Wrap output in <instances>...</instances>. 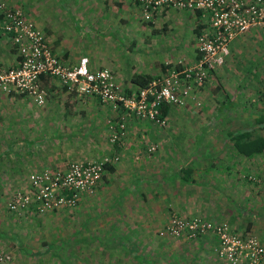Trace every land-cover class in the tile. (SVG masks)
Returning <instances> with one entry per match:
<instances>
[{
	"label": "crops",
	"instance_id": "obj_1",
	"mask_svg": "<svg viewBox=\"0 0 264 264\" xmlns=\"http://www.w3.org/2000/svg\"><path fill=\"white\" fill-rule=\"evenodd\" d=\"M5 1L10 6L20 8L25 16L42 29L52 51L61 61L75 65L81 57H87L92 70L107 63L108 57L105 56V60L104 55H101L102 59H97L99 62L95 60L96 50H105L101 46L104 37L125 33L127 28L137 24L141 13L139 6L130 0ZM204 22H207V18L203 14L166 8L158 11L150 27L154 33L163 36L173 33L172 39H164L163 42L167 46H175L180 52L188 53L187 56L194 59L196 55L193 52H196L197 47L194 28L196 24ZM93 36L102 38L93 42ZM249 39L262 42L264 26L231 41L228 45L231 54L235 56L237 52L240 55L246 51ZM261 45L255 49L259 53L256 58L249 57L240 64L234 63L228 68L232 71L228 70L227 74L223 71L226 75L222 70L220 75L217 74L218 87L213 92L223 90L224 94L221 99L218 98L220 91V94H213L212 114L220 122L214 125L213 130L217 133L216 138L219 132L225 131L224 138L208 141L204 138L205 126L200 125L193 138L185 139L186 128L171 124L167 127L169 139L159 140L160 151L149 155L146 144L137 140L142 129L135 119L128 123V135L120 143L110 145L107 137V142L104 137L98 157L111 152L120 156V161L114 164V170L106 173H111L116 179L131 181L129 187L120 184L124 189L122 193H130L142 184L160 188L161 183L166 182L175 190L169 192L170 196L177 197L170 210L180 216L202 215L214 221L229 220L233 221L231 224L236 229L245 230H250L252 226L244 223L251 216H260L264 221V185L261 184L264 178V150L253 156L240 154L228 135L231 128L230 123L227 124L228 120L242 122V131H247L257 128L254 125L256 123H252L255 118L264 119V42ZM191 52L193 54L190 56ZM17 61L16 47L10 37L0 31V68L14 66ZM41 80L47 90L46 102L42 106H38L29 96L0 91V250L8 251L4 248L9 247L11 240L14 243V239L18 238V229L14 224L17 221L15 218L19 216L8 209L14 192L29 188L30 174L45 168L62 169L84 154L83 150L76 153L74 149V145L81 146V141L74 142L72 137L69 139L61 133L79 128L84 118L86 120L94 111L101 117L105 115V121L114 118L111 105H102L94 96L65 91L56 79ZM11 96L17 99L13 103ZM172 109L167 116H171ZM13 116L17 120L16 133L13 131ZM104 124L105 129L106 122ZM144 130L154 141L162 136L161 129L145 127ZM161 167L164 173L158 170ZM106 178L109 179L104 176L101 182ZM151 192L153 194H147V197L154 199L158 193ZM133 238L140 240L141 244V240H146V235H135ZM183 242L184 253H179V257L162 252L157 255L160 256L158 260L154 261V256H144L142 251L128 255L135 264H226L214 250L217 246L215 237L205 235ZM13 249L17 250L12 252L14 257L17 255V259L6 264H29L25 261L33 259L29 254H38V249H25L18 245ZM78 255L83 260V253ZM85 257L91 259L90 254ZM121 257L115 259L120 260ZM64 260L58 264H74L66 258ZM76 263L86 264L84 261ZM30 264L38 263L31 261Z\"/></svg>",
	"mask_w": 264,
	"mask_h": 264
},
{
	"label": "rangeland",
	"instance_id": "obj_2",
	"mask_svg": "<svg viewBox=\"0 0 264 264\" xmlns=\"http://www.w3.org/2000/svg\"><path fill=\"white\" fill-rule=\"evenodd\" d=\"M150 26L151 25L147 23L142 13H140L136 25L134 24L132 27L127 28L128 30L125 31V33H120L119 35L112 34L111 37H104V42L101 46L105 50L100 52L96 50L95 52L96 62H99L97 59H102L101 55H104L103 57L105 60L108 57L106 60L107 63L101 68L105 67L110 70L114 81L122 90L130 89L132 92L135 91V86L130 80L131 76L135 73L158 76L162 73V63H172L176 65L182 61L185 64H191L198 57V53L195 51L193 53H195L196 57L192 59L187 56L188 53L180 52V50L175 49V46H167L163 41L164 39H172L173 33L163 36L162 34L154 33ZM262 26L264 25L254 27L248 30V32ZM166 29L168 30L167 26ZM129 30L133 31V33L130 34ZM191 37L193 36L191 35ZM93 38L94 42L102 37L93 36ZM250 40L251 39L247 41L249 48L240 55H238V52L235 56L231 54L228 46L226 54L220 56V62L214 64L215 67L212 70H215L216 75H220L221 70L227 74L228 68L234 63L240 64L243 62L242 60H247L249 57L256 58L258 56V50L255 49H257L259 45L262 46L261 44H263L264 40H262V42L255 39V41ZM155 41H159V43L154 44ZM97 46H99V43H97ZM91 48H93V45ZM193 53L191 52L189 55L191 56ZM230 71L232 70H229V72ZM238 71L241 72L242 69ZM223 86H226L225 83H223ZM217 87V80L213 77H210L207 83L201 87L194 86L193 91L186 95L187 97L184 100V104H172V108H174L172 109L173 113L171 116L165 117L166 124L161 127L146 119L132 115L125 116V135L117 141L111 140L110 126H114V124L117 123V119H121L123 110L114 106H111L113 108V113L111 114L114 118L110 117L105 121V115L101 117L94 111L86 120L84 118L79 128H74L71 132H62L61 135H66L69 139L72 137L71 140L74 142L81 141V146L77 145V147H75L74 145V149L76 153H78L80 149L83 150L82 154L84 153L85 155L83 154L77 161H86L87 159L99 160L105 156H117L118 159L114 164L120 161V156L117 153H106L98 157L99 150L103 147L102 143L104 137L105 141L107 137V141L110 145L120 143L127 137L128 123L132 119L138 120L137 122L141 124L140 128L142 131L138 134L137 140L146 144V150L149 155L160 151V143L158 144L159 140L169 139L167 127L171 124H179L180 127L184 126L186 128L185 131L187 136L183 137L185 139L193 138L194 134L200 128L199 126L203 125L205 126L204 138L208 141L213 139L218 140L225 137V131L219 132L216 138L217 133L213 130L214 125H219L220 123L218 118H215L212 114L213 97H215V94H220L218 93L219 91L221 92L220 97L217 96L219 99H221V96L224 94L223 90L213 92ZM10 100L11 103H13L17 99L11 96ZM101 104L105 105L103 103ZM13 119V131L16 133L17 120L15 116H13ZM104 122H106L105 129L107 130L104 129ZM146 124L148 125L144 126ZM98 126L100 127L99 130L97 129ZM145 127L148 129H161L162 136L154 141L153 137L150 138L147 134V130H144ZM169 133L172 132L169 131ZM58 134L60 135V132ZM56 141L58 142L59 140ZM1 146L2 143L0 141V151ZM88 146L89 150L87 149ZM152 146L155 147L154 150H150ZM61 150L62 149H60V151ZM85 157L86 160H84ZM160 165L163 166V163L161 162ZM161 169L162 167L158 170L164 173ZM104 176H108L109 179H104L93 194L82 195L74 207L54 210L43 215H37L31 212H27L24 216L16 214L19 218H15L17 221L14 225L17 227L16 229H18L16 234L18 238L14 239V243L13 240H11V242H9V247L4 248L11 252L12 258L8 262L14 261V259L16 261L17 255L15 258L12 252L17 251L13 249L17 245L25 247V249H38L37 255L29 254L33 259L25 260L26 262L31 263L32 261L38 264H58L60 261H65V258L74 264L83 261L86 264H135V261L128 255V248L125 247V244L130 242L136 243V246L140 247L139 251H142L144 256L146 255L150 258L154 256V258H156L154 261L158 260L160 256L157 255L162 254V252H167V254L179 257V253L184 251L183 241L188 239H186L184 235L178 236L168 233L167 225L173 217L184 219L193 217L212 222H223L234 231L244 235L255 236L260 242L264 243V235H261L264 233V221L260 216H251L247 222H244L250 223L252 226L254 225L256 227L251 226L250 230H245L243 228L236 229L233 227L234 224H231L233 221L229 220L214 221L202 215L180 216L170 210L172 202L176 201L177 197L175 195L170 196L169 192L174 190V187L166 182H160V188H158V186L153 188L152 186L142 184V186L132 189L130 193H122L124 190L122 186L128 185L129 187L131 181H124L119 178L116 179L114 175L111 176V173L107 174L106 172ZM141 191L143 193H141ZM151 191L159 195L156 194L154 199L152 197H147V194L149 196L153 194ZM174 191H172V193ZM10 212L13 214L17 213H14V211ZM244 227L246 228V226ZM141 231H143V233H141ZM135 235H146V240H141L143 243L140 244V240L138 241L133 238ZM206 235L209 237L214 236L211 232L206 233ZM134 239L135 241L133 242ZM195 239H197V237H195ZM217 246L214 249L216 253ZM82 253L83 260L80 259L81 257L78 255ZM86 254H90L91 259L86 258ZM126 254L128 256H126ZM119 256H122V259H115V257ZM35 258H37L38 261L35 260ZM221 260L228 264L224 259L221 258Z\"/></svg>",
	"mask_w": 264,
	"mask_h": 264
},
{
	"label": "built area",
	"instance_id": "obj_3",
	"mask_svg": "<svg viewBox=\"0 0 264 264\" xmlns=\"http://www.w3.org/2000/svg\"><path fill=\"white\" fill-rule=\"evenodd\" d=\"M139 6L143 17L151 19L164 8L202 10L210 29L197 37L198 57L191 63L180 61L181 69L172 67L139 91L119 88L108 68L90 69L89 59L82 57L75 65L62 62L52 52L41 28L20 8L0 0V31L10 37L19 56L16 65L0 68V91L27 93L41 106L45 90L40 76L49 74L69 92L96 97L101 103L123 110L121 119L110 126L111 140H120L126 131L125 116L146 119L158 126L166 124L159 117L163 103L182 105L197 83L207 78L208 70L220 62L228 45L246 31L264 25V0H130ZM152 146L150 150H154ZM118 157L99 160L71 161L62 169L45 168L29 175V188L17 190L8 207L18 214L43 215L54 210L74 207L82 195L93 194L105 171V163ZM264 183V179H262ZM171 235L196 237L211 232L218 239L217 253L228 264H264V243L255 236L233 231L226 223L199 218L173 217L167 225ZM8 251H0V264L11 259Z\"/></svg>",
	"mask_w": 264,
	"mask_h": 264
},
{
	"label": "trees",
	"instance_id": "obj_4",
	"mask_svg": "<svg viewBox=\"0 0 264 264\" xmlns=\"http://www.w3.org/2000/svg\"><path fill=\"white\" fill-rule=\"evenodd\" d=\"M166 9V8H164ZM169 9H176V8H172L170 7ZM176 10H181V9H176ZM181 11H190V12H197L198 15H204L206 18H207V22H204L202 24H196L195 25V28H194V32H195V37L197 38L201 33H203L204 31L206 30H209L210 29V23H209V20H208V17L206 16L205 12L202 11V10H181ZM158 12L154 13L153 16L151 17V19H148L147 20V23L152 25V21L154 20V17L155 15L157 14ZM13 43V42H12ZM14 44V43H13ZM14 46L16 47V45L14 44ZM17 50V49H16ZM52 50V49H51ZM53 52V51H52ZM196 52L198 53V49L196 47ZM53 54L58 58L60 59L54 52ZM198 56V55H197ZM18 59H19V56H18ZM61 60V59H60ZM18 62V61H17ZM64 62V61H62ZM17 64V63H16ZM172 67H176L177 69H181L182 66H180L179 64H172V63H167V64H164L162 63L161 64V70H162V73L161 75H151V74H144V73H135L131 76V83L135 86V90L136 91H139L140 89H142L143 87H146L150 81H152L153 79L155 78H159V77H162L165 73H167L168 69H171ZM210 77H213V78H216L217 75H216V72L215 70H208V75H207V78L205 80H203L202 82L200 83H197L196 84V87H201L203 85H205L207 83V81L209 80ZM56 79L55 77L49 75V74H42L40 76V79H43L44 81H47L48 79ZM208 79V80H207ZM58 80V79H56ZM40 86L45 90V102H46V96H47V90L43 87V84H42V80H40ZM64 90H66V87L63 86ZM126 92H131L132 90L128 89V90H125ZM69 92V91H68ZM10 93V92H9ZM11 93H16V92H11ZM70 93H75V92H70ZM18 94H21V95H25V96H29L31 97L30 95H28L27 93H18ZM32 98V97H31ZM32 100L34 101V99L32 98ZM35 102V101H34ZM44 102V104H45ZM36 103V102H35ZM43 104V105H44ZM175 105V104H174ZM42 106V105H41ZM172 106L171 104L169 103H166V102H163L161 103L159 106H158V109H159V117L160 118H165L167 116V114L169 113V111L172 109ZM118 121V119H117ZM230 123V128L231 130L228 132V135L230 136V138L234 141V144H235V147L237 149V151L242 154V155H246V156H253L259 152H262L264 150V119H254V122L252 123H256L254 124L255 126L257 125V128H251L250 130H247V131H242V122H234L232 120H228L227 121V124ZM245 123L243 122V125ZM251 124V123H250ZM252 125V124H251ZM161 127V126H159ZM241 128V129H240ZM110 157V156H108ZM76 161V160H74ZM115 162H107L105 163V171H108V172H112L114 170V165ZM104 177V174L102 176V178ZM250 178H253V176H249ZM262 184L263 181H261ZM98 188V187H97ZM9 204V203H8ZM9 209V207H8ZM10 210V209H9ZM12 211V210H10ZM15 213V212H14ZM15 214H18V213H15ZM20 215V214H19ZM22 215V214H21ZM24 216V215H22ZM193 218V217H192ZM188 219H191V218H188ZM230 227V226H229ZM233 230V229H232ZM234 231V230H233ZM185 236V238L187 239H195V237H187V232L186 234H181V236ZM206 234H198L196 237H203L205 236ZM244 235V234H243ZM215 236H213L214 238ZM216 238V237H215ZM217 239V238H216ZM217 243H218V239H217ZM125 247L128 248L127 252L128 253H135L137 251H139L138 247L136 246V243H127L125 244ZM1 251V250H0ZM5 251V250H3ZM217 251V249H216ZM221 259V257H219ZM140 260V259H139Z\"/></svg>",
	"mask_w": 264,
	"mask_h": 264
}]
</instances>
